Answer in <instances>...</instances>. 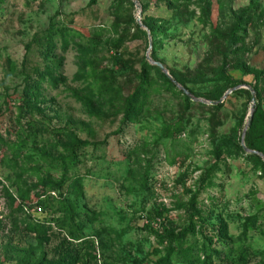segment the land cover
<instances>
[{
  "label": "rangeland",
  "instance_id": "obj_1",
  "mask_svg": "<svg viewBox=\"0 0 264 264\" xmlns=\"http://www.w3.org/2000/svg\"><path fill=\"white\" fill-rule=\"evenodd\" d=\"M136 1L0 0V264H154L163 226L195 227L193 264H264V160L241 147L247 88L264 116V0ZM202 225L224 226L213 261Z\"/></svg>",
  "mask_w": 264,
  "mask_h": 264
},
{
  "label": "trees",
  "instance_id": "obj_2",
  "mask_svg": "<svg viewBox=\"0 0 264 264\" xmlns=\"http://www.w3.org/2000/svg\"><path fill=\"white\" fill-rule=\"evenodd\" d=\"M135 29L140 32L139 26L135 24ZM143 34V32H141ZM153 70L156 72V74L164 81V83L170 87L172 90H176L175 86H173V84L163 75L161 74L160 70L157 67H154ZM171 75V74H170ZM172 76V75H171ZM175 81H177V83H179L184 89H186L190 94L194 95L192 93L191 90L187 89V87L184 85V83H182V81L176 79L174 76H172ZM147 80L146 79H142L138 86L136 87L135 91L133 92L131 98L127 101V110L128 113H135L139 111L140 109V105H139V101L141 99V97L144 96L145 91H147ZM52 83V82H50ZM53 84V83H52ZM234 86V85H233ZM40 87V82H31V83H27L26 87H25V96L27 97L26 102L28 103L26 106V109H28V112L30 111V106L29 103L31 102L30 99H35L36 98V94L38 93V89ZM183 100L186 103H190V100L184 96L182 94V92H178ZM221 95V94H220ZM220 95H218L215 100L220 98ZM249 96V95H248ZM29 99V100H28ZM259 123H261V127L259 126ZM258 124V128L260 127V134L253 138L251 136L252 132L254 130V128H256ZM244 144L246 146V148H248L249 150L252 151H256L260 154L264 155V116H260L259 115V108L257 106V109L255 110V113L252 116L251 122H250V128L249 130L246 132L245 134V138H244ZM239 152H243L241 148H238ZM252 157L254 160H256L259 163L261 162V159L256 157V156H250ZM263 164V163H262ZM264 165V164H263ZM9 199H11V196L8 195L7 196ZM44 202L39 204H36L33 207H23L22 210H20L23 215H24V220H27L28 223L31 224H36L39 225V221H38V216L36 217H32L31 215L27 214V211H30L33 208H40L42 213H44L43 210V204ZM19 209V207H18ZM40 216V215H39ZM217 228H213L212 232H210L209 234H206L204 232V226H200L199 230H198V234L201 236L202 241L198 247V254L201 256H204V259L206 261H213L212 259L215 258H219L221 255V252L219 249L213 247V242L215 240V243L217 244H223L222 246L227 247L224 243V241L222 240L223 234L221 235V231L224 230L223 227L224 226H216ZM259 225H258V218H253L252 219V224H247L246 228L244 229V234L247 235V233H249L250 231H254L255 229H259ZM193 228H187L184 230L178 229V228H174V229H169L166 226L162 227V235H156V239H157V243L159 246L164 245L163 250L156 252V261L154 262V264H193V259H194V255L192 254L191 251L188 250H181L180 249V244L184 241V239L190 235V236H195L196 231ZM182 245V244H181ZM175 261V262H173ZM202 264H205V262H203Z\"/></svg>",
  "mask_w": 264,
  "mask_h": 264
},
{
  "label": "water",
  "instance_id": "obj_3",
  "mask_svg": "<svg viewBox=\"0 0 264 264\" xmlns=\"http://www.w3.org/2000/svg\"><path fill=\"white\" fill-rule=\"evenodd\" d=\"M133 4H134V6L136 7V8H138L139 7V5H138V3H137V1L136 0H130ZM137 24H138V26L139 27H142V25L140 24V22H139V19H138V21H137ZM148 61L152 64V65H154L155 67H157L159 70H160V72L173 84V86H175V88H177L179 91H181L182 92V94L184 95V96H186L187 98H189L190 100H192V101H195V102H198V100L196 99V98H194V96L192 95V94H190L186 89H184L182 86H180L177 82H175L170 76H169V74H168V72L166 71V69L160 64V63H156V62H152L151 60H149V58H148ZM239 88H234V89H232L231 91H230V93H232V92H234V91H236V90H238ZM249 91H250V93H251V96H252V100H251V109H250V112H249V115H248V119H247V122H246V128L243 130V133H242V136H241V147H242V149L243 150H245V151H247L246 150V147H245V145H244V138H245V134H246V132H247V128L249 127V125H250V122H251V119H252V116H253V111H254V105H255V103H254V92H253V90H251V89H249V88H247ZM230 93H226L223 97H222V99L218 102V104H221L224 100H226V98L228 97V94H230ZM210 105H215V103H210ZM252 154H254V155H257L258 157H260V158H262L263 160H264V156L262 155V154H260V153H258V152H251Z\"/></svg>",
  "mask_w": 264,
  "mask_h": 264
},
{
  "label": "built area",
  "instance_id": "obj_4",
  "mask_svg": "<svg viewBox=\"0 0 264 264\" xmlns=\"http://www.w3.org/2000/svg\"><path fill=\"white\" fill-rule=\"evenodd\" d=\"M27 214L31 215L32 217H36L42 214V211L40 208H33L30 211H27Z\"/></svg>",
  "mask_w": 264,
  "mask_h": 264
}]
</instances>
